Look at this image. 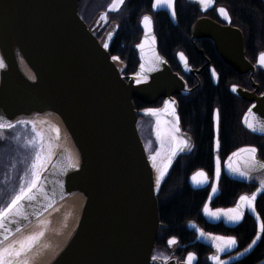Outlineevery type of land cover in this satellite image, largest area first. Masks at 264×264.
<instances>
[{
  "label": "water",
  "instance_id": "water-1",
  "mask_svg": "<svg viewBox=\"0 0 264 264\" xmlns=\"http://www.w3.org/2000/svg\"><path fill=\"white\" fill-rule=\"evenodd\" d=\"M79 2L0 0V124L5 126L0 142L16 128H28L49 150L38 166L39 180L30 193L34 198L21 202L24 216L9 217L0 228V247L42 228L43 235L18 259L28 264H150L161 226L156 207L160 164L154 166L146 154L137 115L164 123L168 140H173L171 133L187 141L173 96L188 89L159 54L156 38L152 41L153 23L146 38L143 19L133 46L137 67L125 79V65L109 56L80 19ZM164 10L172 17L171 9ZM198 31L205 32L232 68H250L237 29L199 21L193 28ZM142 43L143 50L138 47ZM154 54L161 60L152 63ZM232 93L251 102L241 118L243 128L264 137V92L255 96L236 88ZM159 99L161 106L154 108L161 110L158 115L149 114L148 108L137 112L132 105L134 100L152 106ZM165 101L175 103L165 111ZM246 115L255 132L245 125ZM247 155L232 153L225 173L259 189L264 170L246 168ZM256 159L260 161L257 154ZM229 163L248 175L231 171ZM211 219L223 222L226 216ZM200 237L215 245L208 236ZM11 259L15 264L17 258Z\"/></svg>",
  "mask_w": 264,
  "mask_h": 264
},
{
  "label": "flooded vegetation",
  "instance_id": "flooded-vegetation-1",
  "mask_svg": "<svg viewBox=\"0 0 264 264\" xmlns=\"http://www.w3.org/2000/svg\"><path fill=\"white\" fill-rule=\"evenodd\" d=\"M154 2L125 0L117 10L108 11L113 0H80L77 10L97 42L101 46L107 44L109 56L118 58L125 65L121 71L125 79L133 74L129 65L135 62V69L137 67L133 46L141 36L140 22L144 16L151 17L159 54L188 89L185 94L173 96L187 146L178 143L181 139L168 140V135L163 132L153 138L155 157L158 162L162 160L158 166L159 174L163 171L164 176L156 190L157 217L161 226L156 234L150 264H217L213 256H218L222 264H264V234L250 250L244 251L259 230L255 214L245 208L243 219L233 223L227 217L223 222L213 221L212 216L204 213L206 204L212 212L235 208L241 195L250 196L257 190L254 184L229 178L224 166L232 153L245 147L257 148V157L264 162V137L247 132L241 124L251 102L232 93L233 87L255 96L264 92V66L259 63V55L264 52L263 1L215 0L205 10L198 0H175V18L164 10L167 7L153 8ZM221 7L228 11L230 20L219 13ZM105 15L107 19H101ZM199 21L237 29L242 38L243 55L250 68L245 72L232 68L205 32H193ZM180 53L187 63L181 60ZM158 101L160 105L157 107V103L152 106L139 103L133 108L137 112L159 108L163 99ZM137 120V129L148 156L149 147L154 143L151 136L158 123L140 115H137ZM32 135L28 128H16L7 134L5 141L0 142L1 154L8 155L21 148L16 158L23 163L26 161L29 171L33 168L34 143L37 141ZM173 150L176 152L174 157L171 156ZM169 157L171 164L165 168ZM217 158L221 171L216 181ZM201 171L205 176L197 175ZM192 176L195 179L193 177L190 181ZM213 186L217 189L215 193L212 192ZM3 194L4 189L0 188V208L8 197H2ZM2 198H5L4 202ZM172 200H176L175 207L181 209V214L174 220L166 218L164 210L172 206ZM256 209L264 221V192L257 195ZM201 230L213 236L235 237L237 245L218 252L215 245H209L200 237ZM173 239L175 243L169 244ZM189 253L193 254L191 261L188 260Z\"/></svg>",
  "mask_w": 264,
  "mask_h": 264
},
{
  "label": "snow or ice",
  "instance_id": "snow-or-ice-1",
  "mask_svg": "<svg viewBox=\"0 0 264 264\" xmlns=\"http://www.w3.org/2000/svg\"><path fill=\"white\" fill-rule=\"evenodd\" d=\"M125 2V0H113V4L110 5V9L111 10H117L119 5H122ZM215 0H198V3L206 10L208 7L212 6L214 4ZM153 8H159V7H168L169 9H171V14L172 17L175 18L176 17V11H175V0H155V2L153 3ZM219 13L225 18V19H229L230 17L228 15V11L221 7L218 9ZM101 19L106 20L107 17L106 15L101 17ZM142 23L144 24V27L146 29V38L148 33L151 30V17L149 16H144L143 17V21ZM152 41H155V37L152 36ZM105 47H107V44H105ZM138 47H140L142 50L144 48V44H140L138 45ZM180 57L181 60H183L185 63H187L186 58L184 57L183 53H180ZM113 59H117L116 57H114ZM161 58L157 55L154 54L153 58H152V63L158 62L160 61ZM259 63L260 65L264 66V52H261L259 55ZM145 66L144 64L141 65V70L144 71ZM151 70V69H148ZM233 91H236V88L233 87L232 89ZM174 101H165V111L168 110L169 107H171L172 105H174ZM149 114L151 115H158V113L161 111L160 109H147L146 110ZM251 112V109L249 110ZM172 115H175V109L174 107L172 108ZM216 120H217V132L219 131L218 125H219V111H217L216 113ZM177 122H178V117H177ZM244 123L245 125L251 129L252 131H256V127L254 126V123L249 122L248 116H245L244 119ZM9 127H11L12 125H8ZM5 127L4 125L0 124V128ZM174 132H178L179 128L176 127L174 130ZM261 131H264V126H262ZM57 133H58V129H57ZM158 136L160 135V133H157ZM170 135L172 136L173 140H176L177 138L175 137V135H172L170 133ZM178 143L180 144H184L185 146H187V141L184 140H180L178 141ZM217 148L219 147V139H217L216 142ZM257 148L255 147H247V148H242L239 149L238 152L233 153V156H238L240 155V153H247V159H245L244 164L246 166V168L248 169H260V170H264V162H260L256 159V154H257ZM159 155V153L157 154ZM176 155L175 150H173L171 156L174 157ZM41 155L39 152H37L36 157H35V161L33 162V175H34V179L33 181L27 186H21L19 191L11 198V201L7 204L6 207L4 208H0V228H4L5 227V223L6 221H8L9 217H14V216H24V213L21 211V202L24 201L25 199L31 200L34 197H32L30 195V193L32 192V190L37 186V181L39 180V174L38 172L35 171V169L39 166L38 162L41 161ZM153 161L156 160V157L153 156L152 157ZM231 160V158H229ZM171 164V157H169L168 160V164L165 165V168H167L169 165ZM75 166V165H73ZM155 166V164H154ZM229 169L233 172H236L242 176H247L248 172L247 171H241L239 168L234 167L231 163H229ZM220 160L219 158H217L216 161V177L217 179H219L220 176ZM197 175L199 176H205L204 172H199ZM164 176V172L161 171L160 176L158 177L156 183L157 186H159L160 180L163 179ZM195 179V177H194ZM217 191L216 187L213 186L212 187V192L215 193ZM260 192H264V180L261 181V188L257 189V192H253L250 196L249 195H241L239 197V201L237 202V205L235 208H230V209H217L215 212H212L208 205L206 204L204 207V211L206 214H208L209 216H212L214 218L219 219V217L221 215H224L228 218L229 221L233 222V223H239L244 215H245V208H247L251 213L256 215V220L259 223V230L256 234V237L251 241V243L248 245L247 248L244 249L245 252H247L248 250H250L253 245H255L257 243L258 240H260L262 238L261 234H264V221H261L260 216L257 214V209H256V198L258 193ZM24 218H27L26 216ZM5 231H9V229H5ZM16 231H19V228L16 229ZM39 235H43V233H40ZM201 236H205L207 235L209 238H211L213 240V242L215 243V246L217 248L218 252H223L226 249H231L233 247H235L237 245V239L235 237H223V236H213L211 233H204L202 230L200 232ZM4 239H7V236L4 237ZM37 239L36 236H29L24 240H20V241H15L12 244H9L7 247H0V264H14V261L11 259L12 257L17 258V261L15 262V264H28L27 260H20L18 258H20L24 253H26L28 250H30V248L32 247V243ZM3 241H0V244H2ZM175 243V240H170L169 244H173ZM18 244L19 247L17 248L15 245ZM242 255V253H241ZM6 257H8V259H6ZM153 259H155V257H153ZM193 259V254L189 253L188 256V260L191 261ZM213 260L217 261V264H222V262L219 260L218 256H213L212 257Z\"/></svg>",
  "mask_w": 264,
  "mask_h": 264
},
{
  "label": "rangeland",
  "instance_id": "rangeland-1",
  "mask_svg": "<svg viewBox=\"0 0 264 264\" xmlns=\"http://www.w3.org/2000/svg\"><path fill=\"white\" fill-rule=\"evenodd\" d=\"M34 150H35L34 161H35V157H36L37 152H39L41 155L42 159L40 162H38V165H40L42 160L45 159V157L47 156L48 151H49L47 149V145L45 144V141L43 138L39 137L38 140L34 143ZM14 151L16 152V154L13 151L9 152L10 154H8V155L5 153V160H7L6 162H9V163H7V166L9 169L5 170V166H4V178L9 174V170L11 169V175L9 174L10 176L8 175L7 178H5L6 180L10 179L11 182L9 184H7V182L4 181L3 185H1V187H0L1 190H2V188L4 189V194L2 195V197L8 196L7 199H9L14 193H16L17 189L19 187H21L22 185L25 186L28 183L29 179L32 178L33 171H34L33 168L31 169V172L27 171L28 170L27 162L25 161V163H23V161L21 159L16 158L18 155L17 153L22 151V149L18 148ZM154 155L155 154L150 155V157L151 156L153 157ZM156 162H158L157 159L154 161V164ZM160 162H162V160ZM160 162H158V165L160 164ZM38 170H39V167H37L35 171L37 172ZM157 176L158 175H156V180L158 179ZM5 185H7L8 187ZM2 199L4 202L5 198H2ZM6 202H7V200H5L4 205ZM41 229L42 228L36 230L30 236H36V237L38 236L36 239V241H37L42 236V235L41 236L39 235L41 233ZM21 240H24V238ZM15 246L17 248L19 247L18 244H16ZM6 259H8V257H6Z\"/></svg>",
  "mask_w": 264,
  "mask_h": 264
},
{
  "label": "bare ground",
  "instance_id": "bare-ground-1",
  "mask_svg": "<svg viewBox=\"0 0 264 264\" xmlns=\"http://www.w3.org/2000/svg\"><path fill=\"white\" fill-rule=\"evenodd\" d=\"M157 123L158 124H156V131L159 132V133H162V132L165 133L166 130H167L166 125L164 126V123H162V124L159 123V122H157ZM160 126H162V127H160ZM143 129H144L143 131L145 132L144 126H143ZM31 133L33 134L32 136H34V140H37L38 137L33 132H31ZM145 134H146V132H145ZM2 152L0 150V186L3 185L4 181L7 182V184H9L11 182L10 179H7V180L5 179V178H7V176L9 174L11 175V169L9 170V174L4 178V166H5V170H8L9 168L7 166V163H9V162H6L7 160H5V153L1 154ZM5 186H7V185H5Z\"/></svg>",
  "mask_w": 264,
  "mask_h": 264
},
{
  "label": "trees",
  "instance_id": "trees-1",
  "mask_svg": "<svg viewBox=\"0 0 264 264\" xmlns=\"http://www.w3.org/2000/svg\"><path fill=\"white\" fill-rule=\"evenodd\" d=\"M135 64L136 63L134 62V63H132V64L129 65V71H130V73H132V72L134 73V71H135L134 70L135 69ZM132 105L135 108V106L136 105H139V103L136 102V101H134V100H132ZM159 105H160V101L157 102V104L155 105V107H157ZM185 111H187V108L185 109ZM12 196L10 197V199L12 198ZM174 201H176V200H172V202H171L172 206H170V208L164 209L165 210V216H166V218L172 219V220L178 218L179 217V214H181V209L175 207L176 203H174Z\"/></svg>",
  "mask_w": 264,
  "mask_h": 264
}]
</instances>
